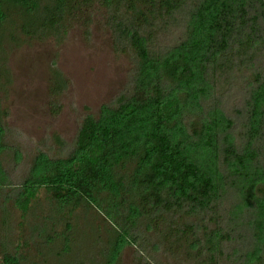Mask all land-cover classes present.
Masks as SVG:
<instances>
[{
    "label": "trees",
    "instance_id": "trees-1",
    "mask_svg": "<svg viewBox=\"0 0 264 264\" xmlns=\"http://www.w3.org/2000/svg\"><path fill=\"white\" fill-rule=\"evenodd\" d=\"M96 10L126 86L18 175L0 112V264L62 257L83 207L106 223L93 264L129 245L131 264H264V0H0V80L11 44L60 42ZM66 86L53 67L52 96Z\"/></svg>",
    "mask_w": 264,
    "mask_h": 264
},
{
    "label": "rangeland",
    "instance_id": "rangeland-1",
    "mask_svg": "<svg viewBox=\"0 0 264 264\" xmlns=\"http://www.w3.org/2000/svg\"><path fill=\"white\" fill-rule=\"evenodd\" d=\"M22 38L7 50L5 68L9 71V82L0 80L4 84L0 112L7 128L4 139L19 147L22 155L19 163L10 162L11 154L3 155V165L14 175L29 167L39 151L55 156L57 135L67 143L72 142L83 116L97 115L102 105L114 100L126 86L132 67L130 54L114 49L111 29L101 10L74 21L60 42L52 38ZM53 67L67 80L66 88L55 96L50 91ZM10 210L18 222L20 212L12 206ZM78 219L71 248L62 257L49 253L50 264H93L95 258L100 260L104 242L97 238L96 232L105 230L106 223L96 208L83 207ZM54 245L58 249L61 243L56 240ZM135 251L132 245L124 247L120 262L133 263ZM38 259L37 264H43L42 256Z\"/></svg>",
    "mask_w": 264,
    "mask_h": 264
}]
</instances>
